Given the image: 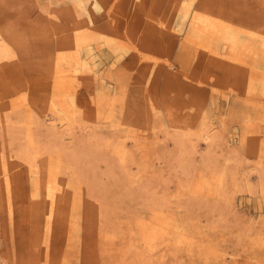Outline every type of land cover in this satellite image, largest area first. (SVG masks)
<instances>
[{"label":"rangeland","instance_id":"1","mask_svg":"<svg viewBox=\"0 0 264 264\" xmlns=\"http://www.w3.org/2000/svg\"><path fill=\"white\" fill-rule=\"evenodd\" d=\"M241 26L195 0H0V116L26 122L0 145V264H264V40ZM58 71L76 75L89 125L69 152L95 125L102 137L82 178L45 149L56 106L80 120ZM205 127L211 148L173 145L174 131ZM21 146L47 157L44 172Z\"/></svg>","mask_w":264,"mask_h":264},{"label":"bare ground","instance_id":"2","mask_svg":"<svg viewBox=\"0 0 264 264\" xmlns=\"http://www.w3.org/2000/svg\"><path fill=\"white\" fill-rule=\"evenodd\" d=\"M195 3H197L198 7L201 8V9H203L204 12H207V13L209 12L210 14L217 15L218 16V19H220V21L222 22V24H224V26H226V25L228 26L229 25V27H230L231 25H237V28L238 27L241 28L242 27L241 25L243 24V25H245L243 28L244 29H248L247 32L250 35L255 36V37H261L264 40V27H263L264 26V0H195ZM234 14H235V16H239L240 19L238 20V19L233 18V15ZM251 23H253V24H251ZM11 30H13V29H11ZM7 38L9 39L8 36H7ZM12 38H14V37H12ZM1 39H0V60L3 57H5L6 55H9L8 53H10L9 48H8V44L4 41V39L3 40H1ZM17 45H19V44H17ZM181 45H183V44H181ZM185 45H183L180 48L181 49V55L183 57H189L188 54H186L188 52H187V48H186ZM19 47H21V46H19ZM17 49H19V48L17 47ZM169 66L172 67V68L175 67V65H172V64H169ZM240 66L241 65L237 66L235 68V70H237V71L242 70V68ZM55 75H56V77H53L52 78L53 79L52 83L54 85H56V87L59 88V90L64 91L63 94H65V93L72 94V96H73L72 99L73 100L70 103L72 104L73 107H75V109H74L75 112L74 113L78 116V118H80V120L79 119L78 120L76 119L77 121H75L74 124H77V126L72 127L71 124L73 125V123L70 122V124H69V122H67L65 120H62V116L60 115V112H59L60 111V108H58L56 106V108L53 109L54 114L52 115V117L50 116L51 119H50L49 125L46 127L48 129L47 130L48 135H49V138L48 139H50V142L46 146L45 149L48 151V153H50V151L52 152L53 149L61 150L62 153H63V156H64L63 158L64 159L61 160L60 168L62 170L71 171V172H73L74 175H77V176H79V178L80 177L82 178V177L88 176V173L89 172H92V173L94 172V171H90V167L88 169L89 171H87V170L85 171L84 169H82L83 167H81V166L83 164L82 161L84 160L83 157L88 154V152H87L88 150L89 151L90 150H93V152L99 153L100 148L99 149L97 147L95 148L94 146L91 145V143H93L96 140L99 143L102 142V137L99 134H97V132L95 131L98 128L95 125V128L92 129L93 135H94L92 137L93 141H90L92 139H90L89 141H85L86 143H84V145H83V147H82L81 150H78V151L75 150L76 152H69L70 150L68 149L69 147L67 148L66 141L67 140H73V139H75L76 132H83L84 130L89 129V128H87V127H89V125L88 126L86 125V127H84L85 125L82 124V122H83L82 115H81L82 114V111L78 108L79 102H78L77 97H76V93L79 91L78 86H77V78H76V75L72 73L70 77H66L64 75H67V74L62 73V71L61 72L58 71V73L55 74ZM24 91H21L20 90V92H24ZM24 95H27V93L24 92ZM53 105L60 106L59 104H56V103H53ZM127 111H126V113H127ZM111 114L112 115L110 117L108 115V117L111 119V121L109 119V122L110 123H113L117 119L116 116H115V110H113V112ZM16 120H18V119H16ZM32 121H33V119H32ZM33 122H35V121H33ZM38 122H37V124H39ZM0 124H2V126L0 125V128H3V129H1L2 131L0 130V145L2 143L1 147L2 148H6L5 144L7 142L14 141L15 139H17L16 137H18V138L20 137V136L17 135L18 134V131H17L18 129L17 128H23V127L25 128L24 125L26 124V122H25V120L23 118H19V120L17 121V123H14L15 124L14 125V124H12V122L8 118H3V117L0 116ZM32 124H34V123H32ZM42 125L44 127V124H42ZM85 134L87 135V133H85ZM169 134H170V131H166V135L168 136ZM192 137H195L196 142H193ZM171 138H172L173 145H176L175 147H181V148L185 149L187 152H190V154H194V152H196L197 143H199V141H203L210 148L212 147V145L216 141L215 140V136L211 133V130H209L206 127L203 128V129H201V131L199 133H195V134L194 133L193 134L192 133L190 134V132L180 133V132L174 131L173 132V135H171ZM19 139L21 140V138H19ZM22 139H23V137H22ZM94 139H96V140H94ZM29 142H30V140H29ZM124 142L123 141H119V142L116 143V145L114 147L112 145L113 154L114 155H119V157H120L121 160H124L126 158L125 155H126V152H127V150L124 149V148H126L125 145H124ZM25 143H27V142L25 141ZM68 143H69V141H68ZM35 144H38V143L35 142ZM29 145H30V143H29ZM8 148H9V145H8ZM177 150H178V148H177ZM3 151H5V149ZM5 153H7V152H5ZM48 153H46V154H48ZM43 155H45V154H43ZM15 156H14V158H15ZM18 157L20 158V161H21V159H24L28 163H32V164L34 163V165H35V163L36 164H39L41 166V171L44 172L43 166L46 167V164H43V163L46 161L47 157H46V159L44 158L45 161L42 164L41 163H38L37 162V160H38L37 155H34V153L32 152V150H30L26 146H21V148L19 150ZM5 159H6V156H5ZM9 160H11V159H9ZM50 160H51V158H50ZM50 166H52V165L50 164ZM52 167H48V169H47L50 178L53 175V169H52ZM35 169H37V168L35 167ZM91 170H93V169L91 168ZM111 174H112V172H111ZM122 174L123 173H121V175ZM62 175H64V174H62ZM108 177L110 178V173H108ZM79 178H77V179H79ZM31 180L33 181V179H31ZM53 184H56V182L53 183ZM49 189H50V187H49ZM55 200H56V198H55ZM57 201H59V200H57Z\"/></svg>","mask_w":264,"mask_h":264}]
</instances>
